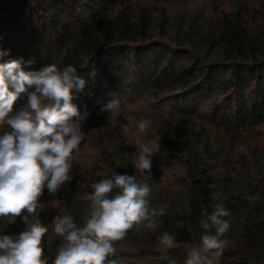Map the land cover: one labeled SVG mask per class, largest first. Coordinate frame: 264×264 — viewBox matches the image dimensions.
<instances>
[{"label": "trees", "instance_id": "obj_1", "mask_svg": "<svg viewBox=\"0 0 264 264\" xmlns=\"http://www.w3.org/2000/svg\"><path fill=\"white\" fill-rule=\"evenodd\" d=\"M167 1L0 0V63L22 58L25 71L71 64L86 82L72 90V102L90 113L72 179L39 198L47 264L62 243L54 217L83 227L84 196L114 173L135 175L142 145L154 152L150 207L167 210L155 230L133 227L105 264H185L207 231L202 213L217 204L231 226L214 264H264V0ZM113 98L121 100L115 117L100 112ZM27 100L22 93L10 116ZM141 119L150 121L145 133ZM8 131L0 127V136ZM25 228L22 216L0 218V235ZM165 232L175 237L170 249L160 243Z\"/></svg>", "mask_w": 264, "mask_h": 264}, {"label": "clouds", "instance_id": "obj_2", "mask_svg": "<svg viewBox=\"0 0 264 264\" xmlns=\"http://www.w3.org/2000/svg\"><path fill=\"white\" fill-rule=\"evenodd\" d=\"M5 54L0 51V56ZM22 63V58L0 63V127H11L0 136V218L10 224L22 216L26 228L18 236L0 235V264H47L42 238L48 228L37 217L39 198L45 187L55 195L71 181L73 153L79 152L85 137L82 126L90 113L86 105L81 113L72 102V90L83 91L86 83L76 75L74 66L69 64L60 70L56 64H48L40 70L25 71ZM32 88L35 90L29 91ZM22 93L28 95L27 104L10 116ZM120 106L121 100L113 98L100 112L115 117ZM149 124L141 119L140 133H145ZM141 148L134 162L135 175L114 173L112 178L92 185L93 193L84 196L89 218L83 227H78L70 215L54 217L53 231L62 243L53 264H105L116 252L115 243L133 227H158L157 218L167 209L164 205L150 207L147 179L152 174L154 152L147 145ZM202 215L205 219L201 226L207 231L201 243L190 249L185 264H214L229 244L224 237L230 220L222 218L230 217V211L217 204L211 215L206 210ZM159 239L166 249L175 245V237L167 232Z\"/></svg>", "mask_w": 264, "mask_h": 264}, {"label": "rangeland", "instance_id": "obj_3", "mask_svg": "<svg viewBox=\"0 0 264 264\" xmlns=\"http://www.w3.org/2000/svg\"><path fill=\"white\" fill-rule=\"evenodd\" d=\"M171 1L172 0L167 1L166 4L172 5ZM179 1L185 3L187 6H191V7H194L197 5H202L206 2H208L207 0H176L174 2H179Z\"/></svg>", "mask_w": 264, "mask_h": 264}]
</instances>
